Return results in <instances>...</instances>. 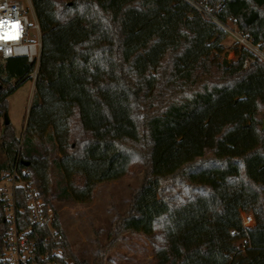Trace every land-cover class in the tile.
<instances>
[{"label":"trees","instance_id":"trees-1","mask_svg":"<svg viewBox=\"0 0 264 264\" xmlns=\"http://www.w3.org/2000/svg\"><path fill=\"white\" fill-rule=\"evenodd\" d=\"M202 1L264 51V0ZM33 3L43 43L34 98L22 143L4 123L0 177L29 162L55 207L89 202L99 183L143 168L114 233L150 238L156 264H230L244 238L247 251L264 249V60L243 47L229 61L228 33L186 0ZM34 69L26 57L0 59V115ZM242 210L257 220L248 233ZM55 224L63 231L58 214ZM9 228L0 203V264ZM62 247L88 264L66 235Z\"/></svg>","mask_w":264,"mask_h":264},{"label":"built area","instance_id":"built-area-1","mask_svg":"<svg viewBox=\"0 0 264 264\" xmlns=\"http://www.w3.org/2000/svg\"><path fill=\"white\" fill-rule=\"evenodd\" d=\"M186 1L204 17L238 38L242 47L264 60V51L239 29L237 31L233 28L228 20L220 19L208 4L202 0ZM0 20L9 22L0 28V33L17 32L11 25H19L15 38L0 36V59L26 57L35 64L33 72L37 77L43 43L33 0H0ZM256 57L245 59V68H249ZM22 199H26L25 206L21 204ZM0 203L4 207L5 220L10 225L1 254L3 264H76L71 256L64 255L62 245L65 244V234L55 224V216L58 214L56 207L45 202L29 169L26 165L20 166L19 160L0 177ZM241 220L246 233L257 222L255 214L246 210L241 211ZM41 228L46 229V234L41 232ZM231 234L235 235L236 230H232ZM241 242L244 246L250 243L247 238ZM49 245L52 248L49 249Z\"/></svg>","mask_w":264,"mask_h":264},{"label":"rangeland","instance_id":"rangeland-1","mask_svg":"<svg viewBox=\"0 0 264 264\" xmlns=\"http://www.w3.org/2000/svg\"><path fill=\"white\" fill-rule=\"evenodd\" d=\"M29 16L33 23L32 16ZM228 22L238 31L233 21ZM223 44L228 49L226 58L229 61L237 59V52L243 48L238 38L228 34ZM223 57L221 54L218 58ZM36 78L32 72L29 79L8 97L7 115L21 143L34 98ZM59 120V125L64 126L63 117ZM4 122V115H0V136ZM45 146L54 151V154L50 152V160L61 156L56 141L47 142ZM6 160L7 154L0 147V164ZM144 179L145 170L134 167L126 176L99 183L89 202H55L60 224L78 260L88 264L97 261L102 264H156L155 248L150 238L132 230L114 233L115 220L129 209ZM241 248L243 250L230 255V264H264V249L247 251L243 244Z\"/></svg>","mask_w":264,"mask_h":264},{"label":"snow or ice","instance_id":"snow-or-ice-1","mask_svg":"<svg viewBox=\"0 0 264 264\" xmlns=\"http://www.w3.org/2000/svg\"><path fill=\"white\" fill-rule=\"evenodd\" d=\"M7 24H9V22L0 20V28L5 27V25H7ZM11 27L17 29V32L0 33V36H4L6 38H15V36L18 34L19 25L18 24H12Z\"/></svg>","mask_w":264,"mask_h":264},{"label":"water","instance_id":"water-1","mask_svg":"<svg viewBox=\"0 0 264 264\" xmlns=\"http://www.w3.org/2000/svg\"><path fill=\"white\" fill-rule=\"evenodd\" d=\"M4 120H5L4 123H5L6 125L10 123V120H9V117H8L7 113L4 114ZM24 164H25L26 166H28V165H29V162H24Z\"/></svg>","mask_w":264,"mask_h":264}]
</instances>
